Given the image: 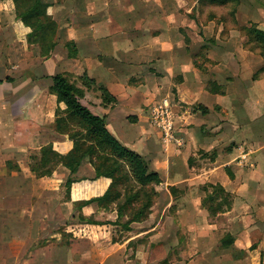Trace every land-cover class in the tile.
Masks as SVG:
<instances>
[{"label": "crops", "instance_id": "1", "mask_svg": "<svg viewBox=\"0 0 264 264\" xmlns=\"http://www.w3.org/2000/svg\"><path fill=\"white\" fill-rule=\"evenodd\" d=\"M43 2L57 24L48 54L27 43L13 2L0 0V264H129L121 257L130 242L149 240L140 246L152 252L156 238L164 254L196 255L188 264L200 256L264 264V53L224 25L201 24L196 10H178L177 0ZM55 75L81 90L80 103L159 177L151 185L157 210L130 224L138 230L122 242L113 238L116 203L74 209L110 180L73 183L66 198L69 170L40 165L42 148H72L54 128L56 109H65L49 92ZM163 98L181 148L163 144L148 122ZM241 145L251 168L233 162ZM94 174L84 160L74 177ZM78 215L100 219L99 232L82 234L86 223L72 230Z\"/></svg>", "mask_w": 264, "mask_h": 264}, {"label": "trees", "instance_id": "2", "mask_svg": "<svg viewBox=\"0 0 264 264\" xmlns=\"http://www.w3.org/2000/svg\"><path fill=\"white\" fill-rule=\"evenodd\" d=\"M14 4L15 19L29 28L26 35L28 44H35L42 54H48L54 47V38L57 24L46 14L47 5L43 0H11ZM256 41L264 47V32L254 29ZM69 47V45H68ZM75 53L69 54L73 57ZM104 91V90H103ZM49 92L56 96L58 104L65 105L64 110L56 109L54 128L59 134L66 135L72 142L71 150L60 155L48 145L41 150L40 165L50 169L61 163L69 170L70 176L64 184L66 198L69 197L70 187L79 181H94L109 179L110 184L100 196L92 197L85 201L76 202L74 209L80 210L85 205L96 203L100 209H109L116 203L117 219L114 225H121L125 230H130L129 225L145 220L151 208V195L146 190L156 195L152 184L159 183L157 173L150 172L146 162L141 156L122 146L106 129L104 118L92 114L80 103L83 92L62 75L52 77ZM87 160L94 168L95 174L91 179H77L74 177L79 166ZM123 165L128 168V176L123 170ZM130 175V182L134 185L118 190V186ZM123 182L120 183V181ZM135 186L137 187L135 189ZM211 194L222 193L218 187H211ZM124 222H122V220ZM90 218L78 215L79 223L100 224L90 222ZM163 260L159 264H166Z\"/></svg>", "mask_w": 264, "mask_h": 264}, {"label": "rangeland", "instance_id": "3", "mask_svg": "<svg viewBox=\"0 0 264 264\" xmlns=\"http://www.w3.org/2000/svg\"><path fill=\"white\" fill-rule=\"evenodd\" d=\"M130 1H134L136 3V1L139 0H128V2ZM177 4L178 10H196L195 18H197L201 24L206 25L207 23L215 22L214 24L216 27H218V24L224 25L225 28L232 30L234 33L240 35V37L245 38L248 48L258 50L259 52L262 51L264 53V47L261 48L259 42L256 41L257 36L253 32L254 29L257 30L258 25L260 26L262 23H264V20L262 19V17H264V0H177ZM123 167L124 172L128 176L129 173L127 166L123 165ZM123 180L124 179H122L120 183L123 182ZM107 184H110V181H108ZM131 185L133 186L134 184L130 182L129 175V177L118 186V190L122 191L123 188L125 190L126 187L129 188ZM136 188L137 187L135 186V189ZM146 190L151 195V208L153 207V210H157V208L154 207V204L156 203L155 201H157V196L150 192V187H147ZM151 208L149 213H151ZM90 219V222H101L100 219H96L94 216L90 217ZM124 220H126V218H124L122 222H124ZM68 223H70V225H77L73 226L72 228V230L75 232H78V229H81L79 228V225L81 224H78L79 222L77 217L69 220ZM82 225H87L82 227V234L83 232H86V236L92 237L100 230L96 226H93L94 224ZM154 225L157 224L151 223L152 227ZM132 230H138V228H130L128 231ZM126 231L127 230H125L121 225H118L117 228L113 229V232L115 233V236L113 237L114 240L119 242L124 241L122 240V237L127 235ZM119 232L122 233L120 234ZM157 232L158 225L156 226L155 231L152 233ZM148 241L149 240L142 239L130 242L126 247L124 255L121 257V260L123 262L130 260L129 264H159L163 260H166V264H188L189 261H192L196 257V255H180L179 253L175 252L164 254V249L158 247L159 241L157 238L155 242L153 241V243H150L149 248L153 250L150 252L149 249L142 248L140 246L141 242L148 244ZM137 253H140L138 258ZM200 258H202V263L199 262L198 264H209L206 261L207 256H204V258L200 256ZM194 264H196V262Z\"/></svg>", "mask_w": 264, "mask_h": 264}, {"label": "built area", "instance_id": "4", "mask_svg": "<svg viewBox=\"0 0 264 264\" xmlns=\"http://www.w3.org/2000/svg\"><path fill=\"white\" fill-rule=\"evenodd\" d=\"M148 122L158 132L163 144H173L178 148L184 145L183 140L175 136V114L170 102L166 98L156 101L149 107ZM250 156L251 152L241 145L238 147V155L234 159V163L241 167L251 168L252 164L249 162Z\"/></svg>", "mask_w": 264, "mask_h": 264}]
</instances>
